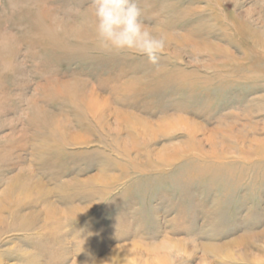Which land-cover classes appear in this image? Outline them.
Here are the masks:
<instances>
[{
	"label": "rangeland",
	"instance_id": "1",
	"mask_svg": "<svg viewBox=\"0 0 264 264\" xmlns=\"http://www.w3.org/2000/svg\"><path fill=\"white\" fill-rule=\"evenodd\" d=\"M139 4L158 65L0 0V264H264V0Z\"/></svg>",
	"mask_w": 264,
	"mask_h": 264
},
{
	"label": "clouds",
	"instance_id": "2",
	"mask_svg": "<svg viewBox=\"0 0 264 264\" xmlns=\"http://www.w3.org/2000/svg\"><path fill=\"white\" fill-rule=\"evenodd\" d=\"M91 10L96 44L101 51L133 53L146 56L152 65L159 64L166 51L167 37L145 24L139 0H92ZM159 250L170 254L177 264L190 258L177 240L161 242Z\"/></svg>",
	"mask_w": 264,
	"mask_h": 264
},
{
	"label": "bare ground",
	"instance_id": "3",
	"mask_svg": "<svg viewBox=\"0 0 264 264\" xmlns=\"http://www.w3.org/2000/svg\"><path fill=\"white\" fill-rule=\"evenodd\" d=\"M51 204V203H50ZM53 205V203H52ZM64 210L60 209L59 207L55 206L52 210H48L47 213H46V219L48 220H52L54 221V219L56 220H59L61 218L60 215L64 214L65 212H63ZM123 248V247H122ZM131 248V247H130ZM129 248V249H130ZM142 249V248H141ZM122 250V249H121ZM131 250V249H130ZM158 250V249H156ZM132 251V250H131ZM107 263V262H106Z\"/></svg>",
	"mask_w": 264,
	"mask_h": 264
}]
</instances>
